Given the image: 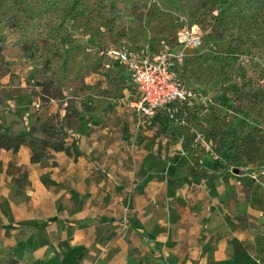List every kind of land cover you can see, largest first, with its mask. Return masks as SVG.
Returning <instances> with one entry per match:
<instances>
[{
	"label": "rangeland",
	"instance_id": "374dc122",
	"mask_svg": "<svg viewBox=\"0 0 264 264\" xmlns=\"http://www.w3.org/2000/svg\"><path fill=\"white\" fill-rule=\"evenodd\" d=\"M183 27L202 37L183 70L202 98L186 109V124H167L165 134L192 153L211 152L212 172L226 174L223 200L215 180L207 183L216 199L213 238L251 239L243 255L211 264H264V159L249 164L237 155L242 136L264 129V0H0L1 123L42 138V123L29 117L51 100L53 124L70 104L107 113L137 98L107 49L177 50Z\"/></svg>",
	"mask_w": 264,
	"mask_h": 264
},
{
	"label": "crops",
	"instance_id": "0c3cea01",
	"mask_svg": "<svg viewBox=\"0 0 264 264\" xmlns=\"http://www.w3.org/2000/svg\"><path fill=\"white\" fill-rule=\"evenodd\" d=\"M136 99L107 113L81 111L65 128L78 156L48 147L34 163L28 145L0 148V264H211L251 248V239L209 233L216 199L207 183L215 180L220 200L227 195L211 152L172 141L162 115H141ZM37 109L32 125L51 120L57 104ZM10 164L27 169L22 186Z\"/></svg>",
	"mask_w": 264,
	"mask_h": 264
},
{
	"label": "built area",
	"instance_id": "2783aa9c",
	"mask_svg": "<svg viewBox=\"0 0 264 264\" xmlns=\"http://www.w3.org/2000/svg\"><path fill=\"white\" fill-rule=\"evenodd\" d=\"M177 42L180 45L177 50L166 48L158 52L136 53L122 45L111 46L106 53L127 71L138 93L133 101L138 113L150 118L166 110L176 124L184 125L186 115H177L180 108L194 106L202 96L181 79L178 71L183 67L188 52L202 45V37L197 31L183 27L178 32Z\"/></svg>",
	"mask_w": 264,
	"mask_h": 264
},
{
	"label": "trees",
	"instance_id": "16d2710c",
	"mask_svg": "<svg viewBox=\"0 0 264 264\" xmlns=\"http://www.w3.org/2000/svg\"><path fill=\"white\" fill-rule=\"evenodd\" d=\"M186 64L187 59L183 67L178 71V73L181 79L187 85L191 86L183 77V70ZM66 111L67 112L62 120V126L58 127L49 122H44L40 125L39 132L45 136L42 138L37 135V129L35 128L27 129L19 133H12L8 127L0 123V148L18 151L22 145H28L32 149V162L34 163L40 162L46 157H48V147H52L56 151H65L69 155H80L82 152L74 138L69 145L66 142L67 138L71 136L67 129H73L75 127L77 123V118L80 115V110L78 109L76 104H70L66 108ZM185 113L186 108L182 106L177 115H187ZM157 115H162L165 124L174 125L177 127L183 126L176 124L175 121L170 118L166 110L159 111ZM72 118L75 119L71 120ZM65 128L67 129L65 130ZM237 155L240 159L246 161L249 164H256L262 161L264 159V129L261 128L249 130L246 135L242 136V138H240L237 144ZM13 169L21 171L20 175L15 178L14 181L19 186H22L27 182V169H24L23 167H15V165L10 164L9 171L11 172ZM15 262L16 261L14 260L13 263Z\"/></svg>",
	"mask_w": 264,
	"mask_h": 264
}]
</instances>
